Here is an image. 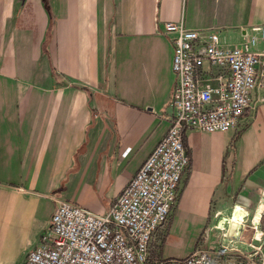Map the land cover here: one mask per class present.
<instances>
[{
  "label": "crops",
  "instance_id": "crops-1",
  "mask_svg": "<svg viewBox=\"0 0 264 264\" xmlns=\"http://www.w3.org/2000/svg\"><path fill=\"white\" fill-rule=\"evenodd\" d=\"M167 20L232 45L264 23V0H0V264H21L55 200L105 211L162 135ZM183 142L154 259L183 257L229 214V233L242 216L264 221V86L234 129H185Z\"/></svg>",
  "mask_w": 264,
  "mask_h": 264
},
{
  "label": "built area",
  "instance_id": "built-area-1",
  "mask_svg": "<svg viewBox=\"0 0 264 264\" xmlns=\"http://www.w3.org/2000/svg\"><path fill=\"white\" fill-rule=\"evenodd\" d=\"M174 79L166 127L109 207L97 212L55 200L47 224L21 264H158L149 256L153 232L167 219L189 156L185 129H234L264 86V23L248 26L239 42L223 43L212 28L164 21ZM260 48L253 49L257 42ZM258 229V237L255 235ZM229 237L235 241L225 240ZM179 264H264V221L243 220L232 233L211 225Z\"/></svg>",
  "mask_w": 264,
  "mask_h": 264
},
{
  "label": "bare ground",
  "instance_id": "bare-ground-1",
  "mask_svg": "<svg viewBox=\"0 0 264 264\" xmlns=\"http://www.w3.org/2000/svg\"><path fill=\"white\" fill-rule=\"evenodd\" d=\"M243 218H244V216H242L239 220H237V225L240 223L241 220H243ZM251 219L254 221L253 223L256 224V220H254L253 218H251ZM227 224H228L227 219H224V217H223L221 221H218L217 223H215V226H216V228H220L222 233L227 234V233H229L227 230ZM255 235L258 237V229H256ZM224 239L225 240H231L232 242L235 241L234 239L229 238V237H224Z\"/></svg>",
  "mask_w": 264,
  "mask_h": 264
},
{
  "label": "trees",
  "instance_id": "trees-1",
  "mask_svg": "<svg viewBox=\"0 0 264 264\" xmlns=\"http://www.w3.org/2000/svg\"><path fill=\"white\" fill-rule=\"evenodd\" d=\"M158 264H179V262L170 261L169 259H160Z\"/></svg>",
  "mask_w": 264,
  "mask_h": 264
},
{
  "label": "rangeland",
  "instance_id": "rangeland-1",
  "mask_svg": "<svg viewBox=\"0 0 264 264\" xmlns=\"http://www.w3.org/2000/svg\"><path fill=\"white\" fill-rule=\"evenodd\" d=\"M235 195V194H234ZM231 201H238V199L234 196L232 199H231ZM230 203V202H229ZM230 215V214H229ZM229 215L227 216V217H224V219H227V221H228V217H229Z\"/></svg>",
  "mask_w": 264,
  "mask_h": 264
}]
</instances>
